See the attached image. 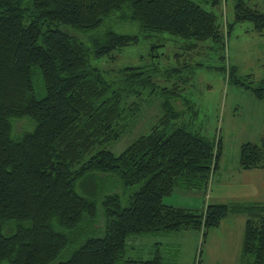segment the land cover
Returning a JSON list of instances; mask_svg holds the SVG:
<instances>
[{
  "label": "trees",
  "instance_id": "16d2710c",
  "mask_svg": "<svg viewBox=\"0 0 264 264\" xmlns=\"http://www.w3.org/2000/svg\"><path fill=\"white\" fill-rule=\"evenodd\" d=\"M233 1L229 22L193 0H0V264H172L159 252L125 257L127 238L195 230L204 242L236 214L245 219L243 264H264V191L263 199L208 203L199 213L163 203L177 188L207 189L220 158V137L193 128L199 112L178 82L159 87V67L149 65L125 66L109 81L96 64L141 36L155 37L152 47L168 40L163 34L175 36L189 50L209 41L221 53L223 29L250 21L264 32V12ZM218 58L224 65L214 68L229 83L264 102V77L251 87ZM157 92L164 113L149 132L118 155L106 149ZM22 118L33 128L13 137V120ZM239 166L264 169V130L258 143L240 145ZM109 177L115 184L104 187ZM117 184L139 187L123 196Z\"/></svg>",
  "mask_w": 264,
  "mask_h": 264
},
{
  "label": "rangeland",
  "instance_id": "374dc122",
  "mask_svg": "<svg viewBox=\"0 0 264 264\" xmlns=\"http://www.w3.org/2000/svg\"><path fill=\"white\" fill-rule=\"evenodd\" d=\"M193 1L202 8L215 12L220 21L221 11L226 20L230 22L232 19L233 0H226L221 6L212 5L211 0ZM244 1L264 12V0ZM226 20H223L224 23ZM136 30L134 25L126 29L129 32ZM223 35L225 45L221 53L213 49V44L209 41L195 43L194 48L189 50L183 47L186 42L179 44L175 36L170 39L168 34H163L168 40L160 41L159 46L152 47L156 43L155 37L141 36L138 44L117 50L109 58L97 60L96 63L105 70V77L109 81H116L118 70L125 66L149 65L154 71L158 66L154 82L159 87H171L177 81L178 93L191 100L199 112L198 123L194 124L195 127L191 126L209 139L214 140L216 137L217 141L220 137L218 167L211 175L207 189L177 188L163 198L164 204L188 208L198 213L208 203L263 199L264 186L253 184L249 176L242 174L244 170L239 166V150L244 142H259L264 130V102L255 97L251 89L229 83L225 72L214 66L224 65L218 58L219 55H224L228 64L237 67V74L241 76L239 80L242 83L250 82L251 87L255 86L264 77V32L254 31L251 22L244 21L236 23L229 30L223 29ZM172 68H178L177 76L171 75ZM162 97L160 92L145 96L149 100L143 104L127 132L105 148L118 155L139 135L148 133L164 113ZM137 99L131 97L129 101ZM127 104H130L128 100ZM185 112L188 114L191 110L187 108ZM29 122L26 118L13 120L12 136L31 130L33 125ZM186 127L190 129V125ZM105 181L104 187L115 184L110 177ZM138 187L139 184H136L131 188L121 189L117 184L114 190L122 192L124 196V193H132ZM244 220L241 214L228 215L218 227L209 230L204 242L200 232L195 230H183L178 234L130 235L126 240L125 257L150 259L159 252L172 264H195L197 259L200 260L199 264H243L241 246ZM101 225L103 219L100 217L97 226ZM200 248L201 254L198 256Z\"/></svg>",
  "mask_w": 264,
  "mask_h": 264
},
{
  "label": "crops",
  "instance_id": "0c3cea01",
  "mask_svg": "<svg viewBox=\"0 0 264 264\" xmlns=\"http://www.w3.org/2000/svg\"><path fill=\"white\" fill-rule=\"evenodd\" d=\"M245 176H249V180L258 186H264V169H249L242 172ZM263 180V182H261Z\"/></svg>",
  "mask_w": 264,
  "mask_h": 264
}]
</instances>
